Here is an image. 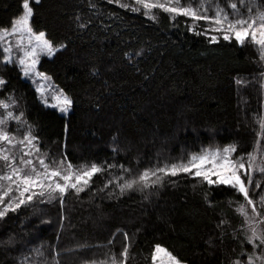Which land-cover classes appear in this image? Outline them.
Here are the masks:
<instances>
[{
    "label": "trees",
    "instance_id": "1",
    "mask_svg": "<svg viewBox=\"0 0 264 264\" xmlns=\"http://www.w3.org/2000/svg\"><path fill=\"white\" fill-rule=\"evenodd\" d=\"M29 2L34 31H43L59 49L51 57L41 56L37 69L73 105L66 115L44 105L18 64L5 65L1 45L0 77L6 84L0 99L14 93L19 108L13 110L17 114L23 110L36 126L42 151L56 157L66 153L74 164L112 162L113 137H118L119 147L129 150L120 151L117 162L143 169L158 158L161 163L174 162L201 147H223L229 142L237 143L234 155L243 153L246 160V153L260 139L257 160L264 156V137L257 136L258 119L264 116L260 77L264 61L250 40L244 46L222 37L210 43L209 37L187 30L188 18L173 22L168 14L155 10L158 19L152 21L143 10L134 13L108 0ZM218 2L231 11L229 0ZM23 11V0H0V26L9 30ZM79 23L86 27H78ZM61 43L66 47L59 48ZM93 66L99 76L91 74ZM11 126L15 130V122ZM93 179V189L105 182L101 174ZM170 179L176 182L166 184L149 200L139 192L118 199L93 198L88 191L80 199L69 194L64 224L70 221V226L63 228L58 202L40 205L42 212L21 206L0 219V240L9 236L16 240L14 246L0 245V264H20L23 256L27 264L43 260L51 264L56 252L60 264H83L84 259H104L110 250L119 256L126 243L130 245L127 264H153L157 244L183 264L246 261V255L239 256L242 217L235 211V201L244 202L243 196L186 174ZM249 192L259 202L264 174L254 173ZM221 219L228 221L223 242L217 228ZM124 232L130 241L124 240ZM35 248H41L44 256H37ZM244 248L251 250V245Z\"/></svg>",
    "mask_w": 264,
    "mask_h": 264
},
{
    "label": "snow or ice",
    "instance_id": "2",
    "mask_svg": "<svg viewBox=\"0 0 264 264\" xmlns=\"http://www.w3.org/2000/svg\"><path fill=\"white\" fill-rule=\"evenodd\" d=\"M40 2L41 0H35L36 4ZM108 2H115L121 8L130 9L134 13L143 10V15L152 21L158 19L155 10L168 14L173 22L177 17L188 18L185 21L187 30L196 35L209 37L210 43H216L222 37L224 41L231 42L234 39L237 44L244 46L250 40L253 45L258 46L260 60L264 61V0H239V3L229 0L230 12L218 0H199L198 3L196 0H187V3L185 0H133V3L108 0ZM23 10V15L19 19L14 18L11 25V33L17 35V48L22 55L19 56L18 61H14L13 49L7 46L3 48L5 53L3 60L5 65L17 63L26 78L48 81L46 73L37 69L40 55L46 54L51 57L59 49L51 40L45 38L43 31L38 33L34 31L30 23L34 9L30 6L29 0H23ZM76 19L79 21L80 17ZM188 20L191 23H188ZM201 21L206 22L205 25L201 26ZM78 27L84 28L86 25L79 23ZM7 32L8 28L0 26V42L5 40ZM64 47L66 46L63 43L59 45V48ZM136 55L140 53L137 52ZM125 56L127 57L128 53H125ZM91 74L99 76L100 71L93 66ZM260 77L261 87L264 88V70L260 72ZM5 84L6 80L0 77V89ZM47 87L51 88L52 85L49 84ZM36 90L43 97L46 85L39 83ZM53 99L61 113L67 114L72 108L73 100L64 94L62 89L59 93L54 91ZM45 103H47L46 99ZM18 108L19 100L14 93L0 99V219L9 212L21 209V206L31 208L34 212H42L40 205L58 202L63 228L70 226V221L68 225L64 224L67 220L65 206L69 194H74L80 199V194L88 191L92 193L93 198L118 199L131 192H139L143 194L144 200H149L166 184L176 182L170 178L186 174L198 178L209 186H224L243 196L244 202L235 201L237 205L235 211L242 217L240 228L243 231L240 235L243 239L239 241L241 246L239 256L246 255L247 259L246 261L236 259L232 264H264V195H261L257 202L249 192V186L254 182V173L264 174V156L257 160L260 139L256 141V148L246 153V160L243 153L234 155L238 150L237 143L229 142L223 147H201L199 151H191L187 159L182 156L174 162L165 159L161 163L158 158L156 163L143 169H133L117 162L116 155L120 151L127 152L129 148H120L118 137H113L112 162L85 160L80 164H74L66 153L56 157L49 151H42L36 126L26 118L23 110L18 114L13 110ZM12 122L16 124L15 130L11 126ZM258 123L257 136L264 137V116L258 119ZM97 174L103 175L105 182L101 187L93 189L91 185L95 183L93 178ZM109 185L112 186L111 189ZM255 186L261 187L259 182H256ZM106 189L108 191L105 193ZM232 203L233 201L230 200L229 205ZM226 225L228 221L225 219H221L217 224L221 233V242ZM123 235L125 241H130L127 232ZM15 243V237L12 236L0 240V245L6 247L14 246ZM208 243L212 244L211 238ZM108 244H113V240H109ZM245 244L251 245V250L245 249ZM77 247L83 248L87 245ZM129 247L128 243L124 244L119 256L110 250V254H106L104 259H84L83 264H127ZM33 251L37 256H44L41 248H35ZM59 255L60 253L56 252L51 264H60L57 259ZM161 255L167 257V261H162L161 264H183L171 252L157 244L152 253L153 262ZM27 260V256H23L20 264H27ZM41 264H49V262L43 260Z\"/></svg>",
    "mask_w": 264,
    "mask_h": 264
},
{
    "label": "rangeland",
    "instance_id": "3",
    "mask_svg": "<svg viewBox=\"0 0 264 264\" xmlns=\"http://www.w3.org/2000/svg\"><path fill=\"white\" fill-rule=\"evenodd\" d=\"M5 37H6L5 40L3 42H0V45L3 48L7 47V46H11L13 49V51H12L13 60L18 61L19 56L22 55V52H20L17 48V39H18L17 35H13L11 33V28H10L8 30V32L5 33ZM9 41L11 42L10 44H9ZM41 56L49 57L46 54H41L40 57ZM24 78L26 80L30 81L36 89L39 86V83H44L46 85V92L44 93V96L42 97L41 94L37 92L40 100L42 101V103L44 105L51 107V108H54L57 111H59L58 107L55 106L56 101L53 99V94H54V91H55V93H59L60 90L57 87H55V85L49 79H48V81H39V78L32 79V78H26L25 76H24ZM49 84L52 85L51 88L47 87ZM45 99L47 100V103H45ZM59 113L62 115H66L65 113H61L60 111H59ZM162 261L166 262L167 257L161 255L160 257H158L157 261L153 262V264H161Z\"/></svg>",
    "mask_w": 264,
    "mask_h": 264
}]
</instances>
